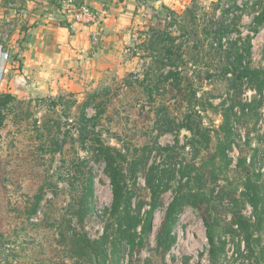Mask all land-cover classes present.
<instances>
[{
    "label": "rangeland",
    "instance_id": "obj_1",
    "mask_svg": "<svg viewBox=\"0 0 264 264\" xmlns=\"http://www.w3.org/2000/svg\"><path fill=\"white\" fill-rule=\"evenodd\" d=\"M218 1L175 0L150 20L154 11H147V22L131 28L115 69L85 86L48 97L0 91V264H214L207 221L222 247L219 264H264V91L258 89L264 79V26L257 35L251 30L264 0L227 8L230 18L242 16V36L252 38L253 53H244L243 67L262 71L243 85L234 76L240 63L229 60L230 53L212 50L205 35ZM222 13L216 11L220 20ZM175 17L183 22L172 26ZM157 28L197 31L198 37H190L183 53L167 57L150 43ZM176 69L182 74L179 84L167 79ZM234 102L229 147L221 125ZM188 112L196 113L193 121L205 134L194 136L182 127ZM94 141L125 156L116 158L126 187L124 205L129 197L134 202L129 212L112 211L111 178L104 161L92 157ZM242 159L246 166H240ZM188 166L192 193L206 200L199 208L182 207L171 233L175 242L164 253L158 235L179 183L187 185L181 170ZM164 170L173 176V189L160 195L151 231L144 234L152 209L147 181H159ZM90 178L92 197L86 189ZM248 178L260 187L258 211L244 197ZM40 195V208L30 216ZM260 214L263 224H258ZM240 215L254 224L251 250L235 224Z\"/></svg>",
    "mask_w": 264,
    "mask_h": 264
},
{
    "label": "crops",
    "instance_id": "obj_2",
    "mask_svg": "<svg viewBox=\"0 0 264 264\" xmlns=\"http://www.w3.org/2000/svg\"><path fill=\"white\" fill-rule=\"evenodd\" d=\"M175 0H0V43L11 55L1 72L0 91L23 96H56L85 86L115 69L131 28L169 8ZM211 3V2H209ZM81 5L100 14V23L73 20ZM99 32L95 44L94 34Z\"/></svg>",
    "mask_w": 264,
    "mask_h": 264
},
{
    "label": "trees",
    "instance_id": "obj_3",
    "mask_svg": "<svg viewBox=\"0 0 264 264\" xmlns=\"http://www.w3.org/2000/svg\"><path fill=\"white\" fill-rule=\"evenodd\" d=\"M234 6L236 10L239 9V7L236 4V0H219L218 3L216 4L215 7V13L213 14V17H209L208 19V25L205 27L206 29V36H208V39L211 41V49L215 51H221L223 50L224 52L230 53L228 56L229 60L237 61L240 63V67H237L235 70L237 73L234 75L235 76V81L238 80L239 82L244 83L245 80L248 79H253L255 77H260L262 75V71L259 70H251L249 67H243V59L245 57L244 53L249 57L251 53H253V45H252V38L251 37H243L242 32L240 31V27L238 25V22L242 20V16L238 15L235 16L233 19L230 18L231 11L228 10L230 6ZM228 6V7H227ZM220 10L222 11V19L220 20L219 17L216 15V11ZM173 18V17H172ZM177 20H174L172 23V26L177 23L179 20L180 22L182 21L181 17H175ZM253 26L251 27V30L253 31V35H257L259 33V30L261 27L264 26V6L262 7L261 11L257 13L254 21H253ZM238 25V26H237ZM234 27V28H233ZM238 27V28H236ZM233 28V29H232ZM239 29V30H237ZM152 31H155L154 28L151 29ZM158 31V28H157ZM232 33H237L238 34V40L232 41L230 37ZM195 36L198 37L197 31L194 33L192 32H185V31H179V33H174L172 30L168 29L166 30V33L158 31L153 32L152 40H150V43H154L157 46V51L160 53H166L167 57H170L173 53H176V51L183 53L182 49L186 46L185 43L190 42V37L195 38ZM225 39L224 42H227L228 40V47L224 50V43L223 40ZM156 47L152 46V49H155ZM157 53V52H156ZM229 71L227 69L226 74H229ZM182 74L177 71H172L169 73L168 78H173L176 84H179L181 80ZM234 81V82H235ZM236 84V83H235ZM236 84L235 86H237ZM259 92L260 94L262 91H264V79L260 82L259 84ZM196 96V94H195ZM237 105V103L231 104V107L229 109H226L223 113L224 116V122L223 125H221V129L225 130L228 134L227 138L228 140L231 139L229 143V147H231V144L234 142L233 138V131H232V121L234 117L237 116V113H234V108ZM194 106V105H193ZM192 106V107H193ZM244 106L242 105V110L244 112ZM190 113V112H188ZM192 113V114H191ZM187 117L185 123L182 124L183 128H186L190 132H195L194 136H199L200 134L203 135L205 134L201 126H197L195 124L194 120V115L193 112H191ZM2 124V121H0V126ZM86 130V129H84ZM173 130L172 127L168 129V131ZM85 132V131H84ZM207 132V131H206ZM88 140V135L87 133L84 134L83 137V142L87 143ZM98 142L99 140L96 139ZM94 141V145L90 146L89 149L92 150L93 158L94 159H101L105 163L106 171L108 172L110 178H111V183L113 186V196H114V201H113V207L112 211L114 214H120L124 211L129 212V210L132 209V206L134 202L132 201V198L129 197L127 199V204L124 205V198L123 193L125 191L126 193V187L121 184V179H120V174L121 170L119 167V163L121 160L117 159V156H122L121 152H118V150L114 147L107 146L104 143H97ZM170 148H164V150H169ZM91 157V158H92ZM246 166V160H241L240 161V166ZM135 170L137 171V167H135ZM193 169L191 167H185L181 170V175L183 178H187L188 182L186 187L181 185L179 183L178 188L176 190V196L174 197L173 201L170 203L166 216H165V223L161 229L160 234L158 235V248H163L164 253L170 251L171 247L173 246L175 239L171 236L173 226L177 222L180 210L182 209L183 206L190 205L194 208H199L201 203H203L206 200V197L201 194L197 193L194 194L193 192V187H192V178H191V173ZM167 170H164L161 175V179L159 181H156V179L149 180L147 181L148 183V188L151 191V206L152 209L151 211L147 214L146 218L149 221V224L144 226L142 228L144 234H149L151 231V226H150V221L152 219V215L154 211L160 206L161 201H160V195L164 192H167L171 189L172 183L174 181L172 174H166ZM172 176V177H170ZM196 180V179H194ZM166 181V182H165ZM87 189V195L88 197H92L94 194V179L90 178L89 183L86 186ZM246 193H244V197H247L248 200L252 203L256 211L258 209H262V205L264 203H261L262 205H259V202L261 200V196L258 193L260 191L259 186L253 185L252 181L250 178H248V181L246 183ZM43 200V197L40 195L37 197L35 200V203L32 207V210L30 211V216H34L37 214L38 209L40 208L41 202ZM140 211V210H139ZM237 218V217H236ZM236 226H238L239 230H241L246 236V244L248 250L252 249V237H253V227L254 224H252L249 220H247L245 217L240 215L235 220ZM258 224H263V217L260 214L259 215V221ZM257 224V225H258ZM207 225V235H208V241L210 243L211 249H210V254L212 257V260L214 264H219L220 261V256H219V251L222 249V247H217L216 241H215V236L213 235V226L210 224L209 221L206 222ZM139 226V223L136 224V227ZM235 230L233 229V232ZM130 241L132 242V245L136 242V239L134 238V235L132 233L130 237ZM140 246H143L144 244L138 243Z\"/></svg>",
    "mask_w": 264,
    "mask_h": 264
},
{
    "label": "built area",
    "instance_id": "obj_4",
    "mask_svg": "<svg viewBox=\"0 0 264 264\" xmlns=\"http://www.w3.org/2000/svg\"><path fill=\"white\" fill-rule=\"evenodd\" d=\"M244 2H248V0H236V4L238 7L243 8ZM228 7V6H227ZM257 15V14H256ZM73 20L77 23L84 24H98L100 23V14L96 10H94L89 5H81L78 10L73 15ZM11 25H7L3 32L0 33V39L3 43H6L10 39V29ZM99 32L94 34V43L96 44L99 39ZM11 60V55L9 52L4 51V47L0 43V81L2 79L1 72L6 73L7 70L4 68L6 63Z\"/></svg>",
    "mask_w": 264,
    "mask_h": 264
}]
</instances>
